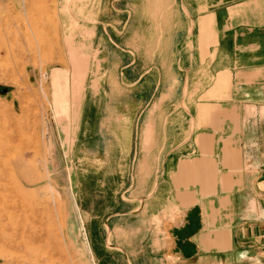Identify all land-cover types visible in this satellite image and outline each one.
<instances>
[{
	"label": "rangeland",
	"instance_id": "1",
	"mask_svg": "<svg viewBox=\"0 0 264 264\" xmlns=\"http://www.w3.org/2000/svg\"><path fill=\"white\" fill-rule=\"evenodd\" d=\"M229 1L0 0V264L109 256L140 106L204 113L218 32L197 16Z\"/></svg>",
	"mask_w": 264,
	"mask_h": 264
},
{
	"label": "crops",
	"instance_id": "2",
	"mask_svg": "<svg viewBox=\"0 0 264 264\" xmlns=\"http://www.w3.org/2000/svg\"><path fill=\"white\" fill-rule=\"evenodd\" d=\"M221 8L197 16L218 32L204 61L213 80L198 96L212 94L204 113L140 106L126 225L119 243L110 230L99 264H264V0ZM218 79L232 87L214 98Z\"/></svg>",
	"mask_w": 264,
	"mask_h": 264
}]
</instances>
